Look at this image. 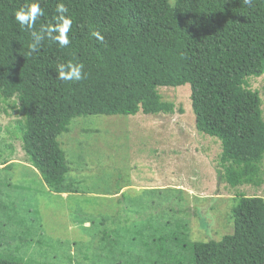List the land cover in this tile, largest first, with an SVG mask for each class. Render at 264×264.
<instances>
[{
  "label": "trees",
  "instance_id": "trees-1",
  "mask_svg": "<svg viewBox=\"0 0 264 264\" xmlns=\"http://www.w3.org/2000/svg\"><path fill=\"white\" fill-rule=\"evenodd\" d=\"M39 2L37 30L54 22L59 0ZM63 2L73 20L70 45L45 39L32 53L29 32L14 19L25 0H0V99L17 101L16 134L49 188L63 191L70 167L58 139L74 118L173 112L157 88L186 84L197 130L221 141L220 178L262 182L264 117L246 82L264 74V0ZM68 60L84 64L85 79L56 78V65ZM232 217L231 234L184 244L189 264H264V199L241 197ZM0 264L23 263L0 257Z\"/></svg>",
  "mask_w": 264,
  "mask_h": 264
},
{
  "label": "rangeland",
  "instance_id": "rangeland-1",
  "mask_svg": "<svg viewBox=\"0 0 264 264\" xmlns=\"http://www.w3.org/2000/svg\"><path fill=\"white\" fill-rule=\"evenodd\" d=\"M174 4L175 0H169ZM246 87L261 99L264 74ZM173 112L74 118L59 136L70 167L47 186L16 134L14 99H0V257L23 264H189L185 243L233 232L241 197L258 185L221 179V141L196 128L191 89L158 87ZM11 148H8L10 147Z\"/></svg>",
  "mask_w": 264,
  "mask_h": 264
},
{
  "label": "clouds",
  "instance_id": "clouds-1",
  "mask_svg": "<svg viewBox=\"0 0 264 264\" xmlns=\"http://www.w3.org/2000/svg\"><path fill=\"white\" fill-rule=\"evenodd\" d=\"M251 0H243V3H250ZM56 15L52 23L41 25L37 30L35 25L40 17L44 15V9L39 0H25L23 6L14 11V19L22 30H27L30 35L29 50L35 53L39 50L45 39L57 44L61 49L70 45L69 32L72 28L73 20L69 15V8L59 0L55 7ZM90 36L98 41H104V35L96 29H90ZM84 64L68 60L58 63L55 67L56 78L65 82H79L86 78Z\"/></svg>",
  "mask_w": 264,
  "mask_h": 264
}]
</instances>
